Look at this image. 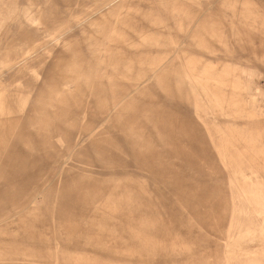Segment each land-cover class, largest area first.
<instances>
[{
    "label": "rangeland",
    "instance_id": "obj_1",
    "mask_svg": "<svg viewBox=\"0 0 264 264\" xmlns=\"http://www.w3.org/2000/svg\"><path fill=\"white\" fill-rule=\"evenodd\" d=\"M127 1L0 0V264H264V0Z\"/></svg>",
    "mask_w": 264,
    "mask_h": 264
},
{
    "label": "bare ground",
    "instance_id": "obj_2",
    "mask_svg": "<svg viewBox=\"0 0 264 264\" xmlns=\"http://www.w3.org/2000/svg\"><path fill=\"white\" fill-rule=\"evenodd\" d=\"M143 2V0H128L125 4H124V6L121 8V10L119 11V13H118V17H117V22H116V24H117V26H119V30H118V28H116V24H115V28L117 29L116 31H117V33H118V31H123L124 33L125 32H127L128 31V29H129V24H131L132 22H133V20L132 19H134L133 17L135 16V15H137V14H139L138 16H141V17H143V18H146V17H148L147 16V14H146V11L143 9V5L142 4H145V3H142ZM158 2V1H157ZM165 2H166V0H165ZM166 4V3H165ZM194 13V12H193ZM196 15V14H195ZM194 17V14H193V16H191L190 18L192 19ZM45 24V23H44ZM60 30V29H59ZM58 30V31H59ZM53 38V37H52ZM169 38L171 39V36H169ZM54 39V38H53ZM61 39V36H59L58 38H57V40H60ZM194 42H199V40H198V38H195V40H193ZM59 42V41H58ZM57 42V43H58ZM67 42V41H66ZM56 43V42H55ZM34 49V47L32 46L31 48L29 47V48H27V50L23 53V56L24 57H27V56H30V55H32V50ZM20 54V53H19ZM18 54V56H16V58L15 59H18L20 56H22V53L19 55ZM50 57V56H49ZM28 58V57H27ZM54 60H55V58H54ZM27 66V65H26ZM28 67V66H27ZM26 68V67H25ZM24 68V69H25ZM32 68V67H31ZM38 69V68H37ZM27 70V69H26ZM32 72V71H31ZM41 72V71H40ZM29 73H30V71H29ZM33 74V73H32ZM40 74V73H39ZM17 86V85H16ZM22 86V85H21ZM20 94V93H19ZM1 96V95H0ZM3 96V95H2ZM23 98V97H22ZM29 98H31V96L29 97ZM21 101H24V99L23 100H21ZM0 102H2V100L0 101ZM7 102V101H6ZM19 102H20V100H19ZM25 102H26V100H25ZM27 103H29V102H27ZM1 105V104H0ZM8 105V104H7ZM21 105H23V102H22V104ZM4 107H5V105H4ZM5 109H6V107H5ZM8 109H9V107H8ZM8 109H6V110H8ZM1 110V109H0ZM4 110V109H3ZM11 110V109H10ZM9 111V110H8ZM8 111H6V112H8ZM2 112V111H1ZM1 112H0V114H1ZM5 112V113H6ZM13 113V112H12ZM262 113V112H261ZM263 114V113H262ZM2 115V114H1ZM7 115H5V117H6ZM9 116V115H8ZM7 116V117H8ZM1 118H2V116H1ZM69 264V263H68Z\"/></svg>",
    "mask_w": 264,
    "mask_h": 264
}]
</instances>
